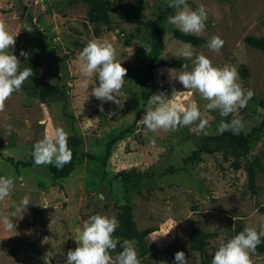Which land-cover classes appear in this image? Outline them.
Segmentation results:
<instances>
[{"label": "rangeland", "instance_id": "obj_1", "mask_svg": "<svg viewBox=\"0 0 264 264\" xmlns=\"http://www.w3.org/2000/svg\"><path fill=\"white\" fill-rule=\"evenodd\" d=\"M134 1L121 0V4L128 7ZM187 2L192 10L203 5L208 17L199 35L204 42L192 45L193 60L203 54L215 67L235 66L242 88L254 92L246 107L228 117H221L218 110H207V101L198 93L186 97L183 85L169 75L170 69H184L157 65L181 58L188 70L193 67V60L175 55L186 42L170 34L176 27L168 23L175 12L168 7V0H142L145 20L162 18L165 33L159 50L153 47L155 33L149 27L126 23L115 14L110 15L108 25L87 21L83 1L0 0V22L13 34L19 30L9 51L21 61V69L27 64L21 50L27 56L38 51L35 83L44 79L52 90L48 98L33 95L27 90L29 78L0 112V176L14 180L11 194L0 201V264H66L67 252L77 246L74 237L84 221L93 214L115 216V206L125 201L133 205L139 229L154 228L146 236L148 254L138 257L145 264H175L177 251L185 253L188 264H201L199 253L190 250L187 241L196 224L215 232L206 246L209 264L218 246L234 237L237 221L244 228L257 230L264 224V125L260 124L258 108V100L264 97V55L244 41L247 35L264 37V0ZM212 36L224 41L219 53L207 46ZM93 40L112 43L117 61L127 69L118 94L122 108L91 96L93 85L88 89L81 86L84 77L78 56ZM152 66L153 75L143 84L140 80ZM160 92L181 105L196 102L209 121L208 135L197 132L195 124L145 135L143 116L154 107L149 97ZM237 117L244 123L242 132L251 136V150L260 155L263 164L257 173L255 194L247 188L244 169H234L229 154L215 150V141L207 138L217 134L221 120ZM58 127L81 140L78 163L67 177L53 179L47 165L16 168L7 159L30 157L34 143ZM119 134L104 164L83 155L101 158L106 142ZM201 146L205 149L199 150L195 159L183 161ZM131 169L145 174L137 184H124L115 178L117 171ZM24 198L30 203L19 213L17 206ZM5 217L15 225L12 230L4 228ZM121 242L116 251L122 250ZM251 259L253 264H264V254L256 250Z\"/></svg>", "mask_w": 264, "mask_h": 264}, {"label": "clouds", "instance_id": "obj_2", "mask_svg": "<svg viewBox=\"0 0 264 264\" xmlns=\"http://www.w3.org/2000/svg\"><path fill=\"white\" fill-rule=\"evenodd\" d=\"M168 7L175 10L174 14L168 17V23L174 25L181 33L199 36L204 32L208 17L203 5L192 10L187 0H168ZM18 33L19 30L14 34L9 32L5 23L0 22V112L4 111L6 101L13 93H18L33 75L32 68L21 69V61L9 51L14 47ZM223 44L224 41L219 36H212L207 46L211 51L219 53ZM20 55L27 59V54L23 50ZM175 55L193 60L194 50L191 43H184ZM78 67L84 77L81 86L88 89L90 84L93 85L91 96L102 102L111 101L118 107H123L118 94L123 88L127 69L117 61L116 49L112 43L89 41L78 56ZM181 68L184 70L179 72L170 69L169 75L183 85L186 97L190 98L193 93H198L207 101L205 108L209 111L218 110L221 117H228L246 107L254 95L253 90L245 91L238 82L239 73L235 66L215 67L203 54L195 56L191 70H188L187 64L181 65ZM93 77L95 81L90 82ZM149 104L154 107L143 116L145 135L147 132L158 130L175 131L192 124L196 125L197 132L208 135L206 128L209 121L202 116L196 102L181 105L160 92L149 97ZM100 111H103L102 104ZM243 129L244 123L238 117L230 122L221 120L217 134L231 131L234 135H239ZM68 139L69 133L62 127L46 134L33 145L31 156L34 163L38 166L52 165L57 170H62L71 163L73 156ZM13 186V178L0 176V201L11 194ZM29 203V199L24 198L17 206V212L26 211ZM3 225L6 230L15 227L7 217L4 218ZM118 227L119 221L115 216L101 214L89 216L81 228L77 229L74 237L77 246L67 252L66 264H141L134 246L128 240L121 242L119 238L114 237L113 234ZM169 231L162 235H167ZM262 237L264 224L260 225L259 230L255 227H245L243 231L218 246L211 264H253L251 253L255 252ZM118 242H121L120 251H116ZM174 260L175 264H188L183 251H177Z\"/></svg>", "mask_w": 264, "mask_h": 264}, {"label": "trees", "instance_id": "obj_3", "mask_svg": "<svg viewBox=\"0 0 264 264\" xmlns=\"http://www.w3.org/2000/svg\"><path fill=\"white\" fill-rule=\"evenodd\" d=\"M83 1L87 5L86 19L87 21L95 24H110V15L115 14L122 18L126 23L135 26H145L151 28L155 33V40L153 42V47L155 50L163 48V39L165 29L162 25V18L157 17L155 19H144L141 14L142 0H135L133 4L126 7L121 4V0H68V2ZM172 37L179 39L183 42L191 43V45H200L204 42L201 36L197 35H185L181 33L177 28H172L170 30ZM244 41L251 47L259 49L264 55V37L247 35L244 37ZM40 53L38 51L30 52L27 56L26 67H31L33 75L31 77V82L27 86L28 92L35 96L48 98L51 95V86L44 80H38L37 68L39 66ZM185 64V60L181 58H171L159 62L158 66H170V67H181ZM153 75V66L150 67L147 74L144 76L142 81L143 84L146 80L150 79ZM145 94L143 95V100L145 101ZM258 108L260 110L261 121L260 124L264 125V97L258 100ZM226 122H230L227 120ZM119 135L113 136L106 142L105 153L100 158L98 156L92 155L90 153L83 154L86 158L90 160H100L102 164L105 163L111 145L119 139ZM208 139L215 141V150L227 152L232 158L231 165L234 169L243 168L246 174L247 188L252 193L255 194L257 191L256 177L259 171L263 170L262 160L259 154L254 153L250 148V134H244L241 132L239 135H234L231 131H226L223 134H214L207 136ZM80 138L75 135H69L68 144L72 149L73 156L70 164L66 165L62 170H57L52 165H47V170L53 179H62L67 177L79 160L78 147L80 144ZM201 146L197 150H194L190 156L183 158V161L187 162L195 159L196 153L205 149ZM14 167H31L36 165L33 161L32 156L26 158L25 160H13L11 157L7 158ZM145 174L134 169L131 170H119L115 173V178L122 181L124 184L134 183L137 184L142 180ZM133 205L128 201L115 206V217L119 221V227L114 232V236L119 237L123 240H128L135 247L138 257L142 258L148 254V245L146 236L154 230V228L149 227L145 229H139L133 219ZM244 227L240 221H237L233 230L234 236L239 232L243 231ZM215 236V232H209L203 230L199 225H194L191 227L190 232L187 236L188 246L190 250L199 253L201 258V264H209L208 254L206 251L207 241L209 238ZM256 252L264 254V237L261 238V243L257 246ZM141 264H145L142 262Z\"/></svg>", "mask_w": 264, "mask_h": 264}]
</instances>
